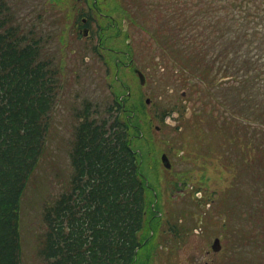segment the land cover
<instances>
[{
	"label": "rangeland",
	"instance_id": "374dc122",
	"mask_svg": "<svg viewBox=\"0 0 264 264\" xmlns=\"http://www.w3.org/2000/svg\"><path fill=\"white\" fill-rule=\"evenodd\" d=\"M3 1L10 4L22 32L34 24L35 37L43 43L40 58L61 70L44 153L21 197V263L43 264L38 253L42 208L69 188V151L86 107L88 119H105L106 136L112 131L118 116L109 89L112 80L119 100L129 93L125 106L138 126L128 130L136 137L129 147L147 192L134 264H264V130L253 125L262 121L253 119L249 125L248 115L232 117L227 107L237 97L228 83L220 90L223 95L215 87L221 79L202 83L205 74L196 48L176 43L180 29L162 11L165 1ZM131 1L140 2L136 13ZM89 6L91 38H76L77 16ZM218 13H211L214 20ZM95 43L101 44L106 63L93 50ZM134 67L145 73L143 85ZM146 97L151 102L143 113ZM162 111H172L164 122ZM163 152L170 169L160 162ZM215 237L219 252L211 249Z\"/></svg>",
	"mask_w": 264,
	"mask_h": 264
},
{
	"label": "trees",
	"instance_id": "16d2710c",
	"mask_svg": "<svg viewBox=\"0 0 264 264\" xmlns=\"http://www.w3.org/2000/svg\"><path fill=\"white\" fill-rule=\"evenodd\" d=\"M158 1L180 29L176 43L196 48L203 79L227 78L237 97L232 117L261 120L253 125L264 130V0ZM139 4L131 1L134 13ZM33 27L22 32L0 0V264H22L21 197L44 153L59 87ZM87 108L69 151V188L42 208L38 253L43 264H134L147 192L129 147L132 124L114 116L106 136L105 119H88Z\"/></svg>",
	"mask_w": 264,
	"mask_h": 264
},
{
	"label": "flooded vegetation",
	"instance_id": "af4514ba",
	"mask_svg": "<svg viewBox=\"0 0 264 264\" xmlns=\"http://www.w3.org/2000/svg\"><path fill=\"white\" fill-rule=\"evenodd\" d=\"M85 13H87V11H84L82 13V15H84L85 17H83V16L79 17V23L76 21L77 22L76 23L77 34L75 35V36H77L76 38H80V39L91 38L90 31H89L90 27L88 25L89 23H87V21H88V15L85 14ZM84 19H85V21H84ZM71 28H72V25H71ZM84 28H86L88 30L87 31V35L86 34L85 35L84 34L82 35V32L80 33V31L84 30ZM183 103H186V100H184Z\"/></svg>",
	"mask_w": 264,
	"mask_h": 264
},
{
	"label": "water",
	"instance_id": "95a60500",
	"mask_svg": "<svg viewBox=\"0 0 264 264\" xmlns=\"http://www.w3.org/2000/svg\"><path fill=\"white\" fill-rule=\"evenodd\" d=\"M140 77H142V75H140ZM163 161H164L165 165H167V166L169 165V164H168V161H167V159H166L165 157L163 158ZM212 247H213L214 250H218V248H219V243H218V240H217V239H215V241H214Z\"/></svg>",
	"mask_w": 264,
	"mask_h": 264
}]
</instances>
